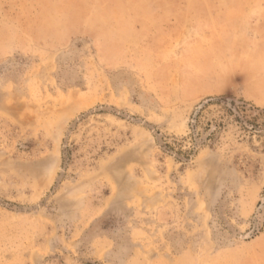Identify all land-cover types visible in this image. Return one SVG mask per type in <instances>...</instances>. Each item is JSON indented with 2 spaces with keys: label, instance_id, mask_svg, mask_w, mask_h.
Masks as SVG:
<instances>
[{
  "label": "rangeland",
  "instance_id": "374dc122",
  "mask_svg": "<svg viewBox=\"0 0 264 264\" xmlns=\"http://www.w3.org/2000/svg\"><path fill=\"white\" fill-rule=\"evenodd\" d=\"M162 1L0 0V264H264V54Z\"/></svg>",
  "mask_w": 264,
  "mask_h": 264
},
{
  "label": "crops",
  "instance_id": "0c3cea01",
  "mask_svg": "<svg viewBox=\"0 0 264 264\" xmlns=\"http://www.w3.org/2000/svg\"><path fill=\"white\" fill-rule=\"evenodd\" d=\"M188 8L191 7H188L186 0H180L179 3L177 0H163L159 5H147L139 10L135 8V20L137 18L141 21L143 16L149 18L150 13H154L162 18V22H165L163 25L167 28L172 26L184 31L188 22ZM208 10L213 15L219 13L215 21L217 26L221 25L232 30L240 27L245 31V43L249 46V52L264 54V0H227L224 5L213 4ZM146 13L148 15H145Z\"/></svg>",
  "mask_w": 264,
  "mask_h": 264
},
{
  "label": "trees",
  "instance_id": "16d2710c",
  "mask_svg": "<svg viewBox=\"0 0 264 264\" xmlns=\"http://www.w3.org/2000/svg\"><path fill=\"white\" fill-rule=\"evenodd\" d=\"M211 105H218L220 107H222L225 115L227 116H231L235 121H237L238 123H240V125L242 126V128L244 130H258L261 131L262 130V123H260L258 121V119L264 115V109H259L254 107L253 104L249 103L248 101L244 100V99H237L234 96H219V97H215V98H211L207 104L204 107H209ZM251 106V107H250ZM205 108V109H206ZM204 108L201 109V111L197 114V116H195L194 118V122L190 123V128L191 130H195V128L197 127H202L203 131H207L210 130L212 125L214 124L216 127H221L223 126V123L221 121H219L216 118H209V119H205V121H202V110ZM253 109L257 112V115L254 116H249L248 112ZM216 131H212L209 133L208 135V139H212L215 136ZM200 132L197 133V135L192 137V144L193 147H191L188 151H186V155H190V153L194 150V143L197 140L198 137H200ZM169 148H172L171 146H169ZM182 153V151H180Z\"/></svg>",
  "mask_w": 264,
  "mask_h": 264
}]
</instances>
